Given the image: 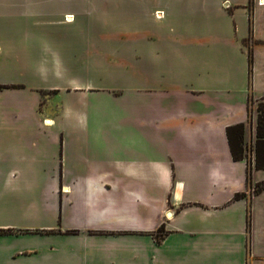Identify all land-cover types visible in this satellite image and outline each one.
Returning a JSON list of instances; mask_svg holds the SVG:
<instances>
[{"label":"crops","instance_id":"crops-1","mask_svg":"<svg viewBox=\"0 0 264 264\" xmlns=\"http://www.w3.org/2000/svg\"><path fill=\"white\" fill-rule=\"evenodd\" d=\"M90 1L0 0V24H66L63 15L86 12ZM94 8L98 24L127 27L105 35L126 45L128 107L119 96H86L102 82L88 86L60 64L54 72L64 85L37 87L60 89L59 104L41 108V96L24 104L16 87L1 90L39 125L54 122L37 137H60V158L71 134L100 147L50 171L0 162V264H264V186L254 190L264 167L254 166L251 104L259 94L264 103V2L94 0ZM99 116L125 117L127 128L88 125ZM70 121L77 130L64 129ZM240 122L245 157L234 160L226 127ZM17 174L34 196L5 202Z\"/></svg>","mask_w":264,"mask_h":264},{"label":"rangeland","instance_id":"rangeland-1","mask_svg":"<svg viewBox=\"0 0 264 264\" xmlns=\"http://www.w3.org/2000/svg\"><path fill=\"white\" fill-rule=\"evenodd\" d=\"M88 1V0H87ZM90 8L86 12L81 9L80 13L65 14L61 18L66 24L60 25H34V24H0V162L9 168H15L26 173L32 167L34 172L42 170L50 171L53 164L61 162H78L79 151L82 154L93 156L99 152L98 145L94 143L82 144L79 139L71 134L67 137L63 145V156L60 158V144L52 138H38V131H49L53 126L39 123L36 116L29 113L23 107V116H21L22 107L11 105L8 99L13 94L2 92L3 88L10 86L22 97L23 103L35 105L41 96V108L47 107V104H59L64 95L58 93L60 89L41 90L40 85L46 86L53 84L64 85V80L55 75L54 70L58 64L65 73L68 71L74 77H81L86 80L88 86L94 84H103V88L85 90L86 96L101 98L106 100L108 96H119L117 104L122 110L128 107L126 97V71L123 69L122 60H125L126 49L125 42L108 40L110 34L105 33L125 32L124 25H101L91 16L95 15L94 0L89 3ZM75 9H79L77 3H72ZM94 21V22H93ZM101 35L103 40H95V36ZM249 44V42H246ZM101 45L102 51L99 49ZM172 57V64L175 61ZM175 62H174V61ZM108 69L100 71V67ZM50 70L46 73V70ZM111 69V70H110ZM100 71V72H99ZM68 73V74H69ZM98 77V78H97ZM23 83L36 85L37 91H29ZM114 85L115 88L110 87ZM23 86V87H22ZM53 86V85H51ZM63 87V86H62ZM69 87V86H68ZM67 87V88H68ZM63 90V89H61ZM109 92L108 94L106 93ZM39 97V98H38ZM51 97L50 100L46 98ZM27 99V100H25ZM6 100V104H5ZM50 102V103H49ZM263 103L262 95H253L251 104L256 108L261 107ZM258 112V111H257ZM126 116V114H125ZM74 119V116H72ZM76 121H70L65 124L64 129L77 130ZM96 123L104 130H117L127 128V119L120 118L119 121H112L110 117L99 116L96 121L90 120L88 125L93 128ZM124 126H126L124 128ZM52 130V129H51ZM45 135V134H44ZM62 138V136H61ZM118 145H121V138H118ZM96 155V154H95ZM17 181L9 186V190L4 196L5 202L16 203L23 197L28 200L34 196L36 186H33V193L27 192L24 182V176L17 174ZM41 185L38 186L40 189ZM40 192V190H37ZM4 202V201H0Z\"/></svg>","mask_w":264,"mask_h":264},{"label":"trees","instance_id":"trees-1","mask_svg":"<svg viewBox=\"0 0 264 264\" xmlns=\"http://www.w3.org/2000/svg\"><path fill=\"white\" fill-rule=\"evenodd\" d=\"M250 58V54H249ZM3 87L0 85V88ZM255 142H254V166L256 169L264 167V103L257 110ZM244 130L245 124L240 122L232 124L226 127V135L231 151L232 158L234 160L244 159L245 147H244ZM264 186V181L255 185V191L260 190ZM244 197L243 193H236L234 199ZM1 231V230H0ZM165 235L164 226L161 225L154 233L156 241L160 242Z\"/></svg>","mask_w":264,"mask_h":264},{"label":"built area","instance_id":"built-area-1","mask_svg":"<svg viewBox=\"0 0 264 264\" xmlns=\"http://www.w3.org/2000/svg\"><path fill=\"white\" fill-rule=\"evenodd\" d=\"M257 3L261 5L263 2H262V0H257ZM159 14H161V13H159Z\"/></svg>","mask_w":264,"mask_h":264},{"label":"bare ground","instance_id":"bare-ground-1","mask_svg":"<svg viewBox=\"0 0 264 264\" xmlns=\"http://www.w3.org/2000/svg\"><path fill=\"white\" fill-rule=\"evenodd\" d=\"M262 2H264V0H262ZM45 123H48V124H49V123H51V121L47 119V120L45 121Z\"/></svg>","mask_w":264,"mask_h":264}]
</instances>
